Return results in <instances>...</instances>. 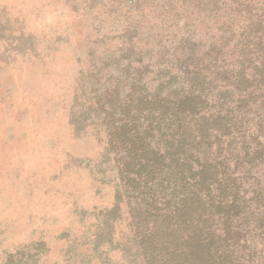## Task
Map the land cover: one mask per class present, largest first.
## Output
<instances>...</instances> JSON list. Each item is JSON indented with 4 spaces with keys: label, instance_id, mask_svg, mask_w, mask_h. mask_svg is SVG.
I'll use <instances>...</instances> for the list:
<instances>
[{
    "label": "trees",
    "instance_id": "obj_1",
    "mask_svg": "<svg viewBox=\"0 0 264 264\" xmlns=\"http://www.w3.org/2000/svg\"><path fill=\"white\" fill-rule=\"evenodd\" d=\"M101 2L115 16L127 3L133 16L93 109L106 124L118 199L132 210V261L264 264V0ZM138 15L161 17V27L149 31ZM148 44L174 57L156 84L146 81Z\"/></svg>",
    "mask_w": 264,
    "mask_h": 264
},
{
    "label": "rangeland",
    "instance_id": "obj_2",
    "mask_svg": "<svg viewBox=\"0 0 264 264\" xmlns=\"http://www.w3.org/2000/svg\"><path fill=\"white\" fill-rule=\"evenodd\" d=\"M101 1L0 0V264H134L132 210L93 111L133 16L127 3L115 16ZM140 17L161 27V17ZM210 20L196 23L197 37ZM150 46L146 81L156 84L174 57Z\"/></svg>",
    "mask_w": 264,
    "mask_h": 264
}]
</instances>
